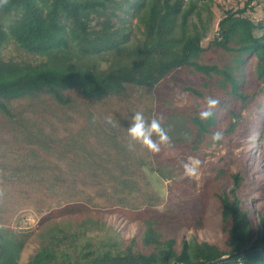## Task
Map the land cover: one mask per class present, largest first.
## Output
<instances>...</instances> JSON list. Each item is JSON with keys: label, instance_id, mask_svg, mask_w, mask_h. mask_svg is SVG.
Returning <instances> with one entry per match:
<instances>
[{"label": "rangeland", "instance_id": "obj_1", "mask_svg": "<svg viewBox=\"0 0 264 264\" xmlns=\"http://www.w3.org/2000/svg\"><path fill=\"white\" fill-rule=\"evenodd\" d=\"M246 3V16L255 23L262 21L264 0L206 3L201 11L200 27L207 25L202 44L208 46L218 36L226 9ZM195 20L192 16L191 22ZM133 31L131 40L137 42L142 33L134 26ZM4 53L34 62L44 58L16 44H9ZM203 57L207 63L222 65L231 55L210 44ZM245 70L240 89L246 98L206 83L203 73L184 66L156 85H129L100 100L70 89L62 92V99L41 91L8 101L10 113L0 110V221L31 234L20 261L27 262L37 252L40 234L51 224L70 221L76 226L86 218L92 219L87 229L97 248L109 237L121 247L132 237L141 245L145 219L156 222L163 239L175 238L178 250L183 238L226 248L215 192L231 188L227 176L238 167L246 176L242 199L252 210L257 230L264 211V83L256 75L254 56ZM209 97L218 101L214 132L222 136L213 140L209 133L195 148L191 116L207 108ZM136 112L142 113L146 124L158 118L169 143L160 142L153 132L150 139L159 150L152 151L131 137L128 128ZM234 113L241 118L237 131L229 133ZM189 157L201 162L194 177L184 174ZM80 242L84 243L82 235Z\"/></svg>", "mask_w": 264, "mask_h": 264}, {"label": "trees", "instance_id": "obj_2", "mask_svg": "<svg viewBox=\"0 0 264 264\" xmlns=\"http://www.w3.org/2000/svg\"><path fill=\"white\" fill-rule=\"evenodd\" d=\"M210 1L0 0V110L9 114L8 101L41 91L62 99L64 91L77 89L89 99L100 100L122 93L129 85H156L184 66L203 73L206 83L246 98L240 87L251 56L256 75L264 83V19L255 23L246 16L247 3L228 8L218 23V36L204 46L207 25L200 27L201 11ZM192 16L197 20L191 22ZM133 26L142 33L137 42L131 40ZM9 44L44 58L34 62L8 57L4 50ZM210 44L224 49L230 60L222 65L207 63L203 55ZM187 89L202 95L192 86ZM199 111L191 116L195 148L214 133L220 113L213 108L212 116L201 120ZM234 115L229 133L238 129L241 116ZM227 177L231 188L215 192L221 203L226 248L183 238L178 250L176 239H163L152 219H145L141 245L132 237L121 247L109 237L97 248L96 238L87 229L92 219L86 218L76 226L70 221L51 224L40 234L37 252L21 262L31 234L0 221V264H89L113 259L126 261L122 264H264V211L255 230L252 210L242 199L245 173L238 167Z\"/></svg>", "mask_w": 264, "mask_h": 264}, {"label": "clouds", "instance_id": "obj_3", "mask_svg": "<svg viewBox=\"0 0 264 264\" xmlns=\"http://www.w3.org/2000/svg\"><path fill=\"white\" fill-rule=\"evenodd\" d=\"M207 108L198 112V116L201 120H206L213 114V108L218 103L214 98H207ZM155 132L158 134L159 140L162 143L168 144L169 137L165 130L161 127L158 118H153L147 124L145 123L142 113L136 112L132 117V123L128 128V133L134 139L141 141L144 145L149 147L152 151H158L159 145L154 143L150 136ZM222 133L217 131L213 133V140H219ZM189 162L183 165L184 174L189 177H194L198 174V167L200 165V160L197 158L189 157Z\"/></svg>", "mask_w": 264, "mask_h": 264}, {"label": "water", "instance_id": "obj_4", "mask_svg": "<svg viewBox=\"0 0 264 264\" xmlns=\"http://www.w3.org/2000/svg\"><path fill=\"white\" fill-rule=\"evenodd\" d=\"M236 253L237 252H234V253L228 254V255H224L221 258L231 257V256L235 255ZM125 262L126 261H124V260L113 259V260H103V261L93 262V263H89V264H122V263H125Z\"/></svg>", "mask_w": 264, "mask_h": 264}, {"label": "built area", "instance_id": "obj_5", "mask_svg": "<svg viewBox=\"0 0 264 264\" xmlns=\"http://www.w3.org/2000/svg\"><path fill=\"white\" fill-rule=\"evenodd\" d=\"M238 264H242V262H239Z\"/></svg>", "mask_w": 264, "mask_h": 264}]
</instances>
